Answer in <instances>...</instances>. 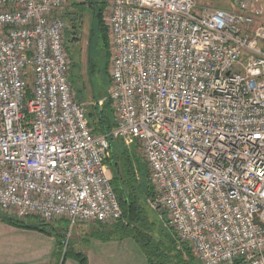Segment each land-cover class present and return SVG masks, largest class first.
<instances>
[{"label": "built area", "instance_id": "1", "mask_svg": "<svg viewBox=\"0 0 264 264\" xmlns=\"http://www.w3.org/2000/svg\"><path fill=\"white\" fill-rule=\"evenodd\" d=\"M67 3L0 0V213L119 220L105 160L112 141L138 142L177 249L264 264L261 0H109L115 121L101 134L69 80Z\"/></svg>", "mask_w": 264, "mask_h": 264}, {"label": "rangeland", "instance_id": "2", "mask_svg": "<svg viewBox=\"0 0 264 264\" xmlns=\"http://www.w3.org/2000/svg\"><path fill=\"white\" fill-rule=\"evenodd\" d=\"M96 1L97 3L92 2L91 4L89 0L79 2L78 0H68L73 7L69 9V12L63 13L66 23L65 48L70 59L68 76L77 99L86 110L88 120L95 124L98 114L101 112L108 124L111 125L115 121V111L107 98L110 80L108 68L111 56L108 33L110 4L109 0H101L102 3H98L100 0ZM228 1L197 0V3L199 6L227 9ZM78 3H85V5L76 7ZM90 4L92 7H89ZM93 7L101 9L102 26H99L100 23ZM116 146L119 147L118 151L126 149L138 158L150 182L149 167L143 156L140 143L135 142L129 147L117 143ZM110 172L112 176L111 169ZM152 192V195L145 200V208L148 220L153 224L151 231L153 242L160 245L166 253L163 262L165 264H200L190 249L189 251L185 248L184 250L177 249L175 234L172 228L166 225L163 211L153 201L154 189ZM26 221L44 224L43 231L17 228L11 231L12 233L9 232L8 235L2 234L8 236L10 241L6 251L0 249V264H63V262L68 264L71 259L76 262L74 255L76 253L84 254L83 250L87 247L89 236L96 235L103 236L100 237L103 239H112L119 234L116 231L119 223L117 221L80 223L75 225L80 227L71 230L64 218L40 221L34 217H28ZM138 249L144 255L139 247ZM129 254L130 257L113 253L111 260L114 262L112 264H140V257L133 259L131 253Z\"/></svg>", "mask_w": 264, "mask_h": 264}, {"label": "trees", "instance_id": "3", "mask_svg": "<svg viewBox=\"0 0 264 264\" xmlns=\"http://www.w3.org/2000/svg\"><path fill=\"white\" fill-rule=\"evenodd\" d=\"M89 1L91 4L92 2L97 3L96 0ZM98 3H102V1L100 0ZM83 5L85 3H78L76 7ZM90 5L89 7H92ZM93 9L100 23H98L99 26H102L101 9L97 7H93ZM89 125L96 134L106 133L113 126V124H108L101 112H99L95 124L89 121ZM117 143L122 144L118 140L111 142L109 156L105 160L106 164L112 170L111 186L122 211V216L117 220L119 223L116 227V231L119 234L112 239L131 237L144 253L148 264H165L163 260L165 259L166 253H164L160 245L153 242L151 236L153 224L148 220L145 208V200L152 195L153 187L138 158L126 149L118 151L117 148L119 147L116 146ZM0 219L3 222L17 227L40 231H43L42 228H44V224L42 223L27 222L26 220H19L2 213H0ZM185 250L189 251V248L186 246ZM74 256L77 264H87L86 255L76 253Z\"/></svg>", "mask_w": 264, "mask_h": 264}, {"label": "crops", "instance_id": "4", "mask_svg": "<svg viewBox=\"0 0 264 264\" xmlns=\"http://www.w3.org/2000/svg\"><path fill=\"white\" fill-rule=\"evenodd\" d=\"M79 1H82V0H78V2ZM228 2L230 3V0ZM261 2L264 8V0H261ZM72 7L73 6L69 4L68 2L63 10V13L69 12V9H71ZM261 21L264 22V14L261 18ZM78 227L80 226L79 225L74 226L73 228H78ZM17 228H23V227H17L14 225H10L6 222H3L0 219V249L1 251L3 250L6 251L8 249V245H9L8 242L10 241L7 238L8 236L6 237V235H2V234L6 233L8 235L9 232L14 231V229H17ZM100 237L101 236L92 235V236H89V239H87V242H88L87 247L83 250V253L87 257V264H112V262H114L113 260H111L113 253L114 254L119 253V255L124 254V255H128L129 257H130L129 253H131V256L133 259L136 257H140V260H139L140 264H148L147 260L145 259L141 251L138 249L137 244L135 243L133 239L131 238L103 239ZM185 247L186 246H184L181 250H184ZM68 264H76V262L71 259L68 261Z\"/></svg>", "mask_w": 264, "mask_h": 264}]
</instances>
